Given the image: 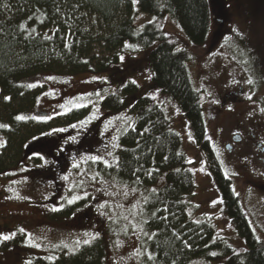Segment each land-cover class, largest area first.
I'll return each instance as SVG.
<instances>
[{
	"label": "rangeland",
	"instance_id": "obj_1",
	"mask_svg": "<svg viewBox=\"0 0 264 264\" xmlns=\"http://www.w3.org/2000/svg\"><path fill=\"white\" fill-rule=\"evenodd\" d=\"M208 1L209 27L202 45H192L169 17L163 26L177 49L188 57L190 80L201 94L208 139L233 183L234 195L239 197L253 232L264 243V191L254 192L243 182L245 178L264 184V164L252 162L259 149L234 144L236 155H230L225 146L239 127L244 131L255 126L264 147V114L252 95V48L264 46V0ZM77 17L73 27L94 40L109 29L96 15ZM152 21L150 15L137 12L133 25L141 31ZM150 50H135L126 44L118 62L106 71L45 72L19 80L36 95L34 105L22 116L41 133L26 143H35L32 148L25 146L31 154L20 155L14 165H7L0 173V245L8 241L5 232L19 231L24 238V246H12L7 252L13 258L10 264L45 256L54 262L70 255L57 256L56 251L73 253L96 240L102 242L104 264H154L146 248L151 235L143 224L148 191L121 184L111 174L121 149L119 137L133 120L130 110L142 98H150L163 109L171 129L181 139V150L196 186L188 199L189 216L196 222L211 223L216 237L234 250L245 249L244 240L224 212L220 192L187 120L151 83ZM92 55L113 58L99 44L92 47ZM128 83L137 87L132 95L120 92ZM232 93L237 100H229L235 99ZM111 95L126 101L123 111L114 114L102 107ZM2 118L6 123L7 116ZM2 137L0 146L4 148L7 145ZM163 182L162 178L150 190L156 191ZM70 207H74L72 211L67 209ZM64 211L69 217H52ZM192 264L225 263L215 259Z\"/></svg>",
	"mask_w": 264,
	"mask_h": 264
},
{
	"label": "trees",
	"instance_id": "obj_2",
	"mask_svg": "<svg viewBox=\"0 0 264 264\" xmlns=\"http://www.w3.org/2000/svg\"><path fill=\"white\" fill-rule=\"evenodd\" d=\"M137 12L153 18L141 31H136L133 25ZM88 13L109 26L95 40L72 24L73 19H79L77 16ZM167 17L192 45L205 42L210 19L208 0H0V137L4 136L7 145L0 146V173L7 165H14L16 158L27 154L26 143L41 133L22 116L34 105L36 95L19 84L21 78L45 72H102L118 62L126 44L135 50L151 48L148 56L151 83L183 113L220 192L224 212L245 243L244 250L236 251L216 237L211 223L196 222L189 216L188 199L196 186L181 150V139L171 129L163 109L150 98H142L130 110L133 120L119 137L121 149L111 174L121 184L148 191L143 224L151 235L146 248L154 264H192L215 259H223L225 264H264V243L253 232L239 197L234 195L233 183L208 139L201 94L190 80L186 53L177 49L164 30ZM96 44L113 58L98 59L92 55ZM260 74L258 70L257 76ZM136 89L135 84L128 83L120 92L132 95ZM261 106L264 108V103ZM102 107L115 114L126 108V101L119 95H111ZM5 115L7 122L3 123ZM162 178L165 179L162 186L151 191ZM67 211L52 217H69ZM5 234L8 241L0 245L3 256L0 264L13 263L7 252L12 246L24 245L19 231ZM215 251L217 255L213 254ZM102 252V242L96 240L73 253L63 249L56 251V255L70 254L64 258V264H104ZM51 263L45 256L29 264Z\"/></svg>",
	"mask_w": 264,
	"mask_h": 264
},
{
	"label": "flooded vegetation",
	"instance_id": "obj_3",
	"mask_svg": "<svg viewBox=\"0 0 264 264\" xmlns=\"http://www.w3.org/2000/svg\"><path fill=\"white\" fill-rule=\"evenodd\" d=\"M258 70L261 72V74L259 76H257L258 74ZM252 75L254 78H252V95L254 96V102L256 105H258L259 110L262 114H264V108H262L261 104L264 103V46L263 49L260 46H256L254 48H252ZM259 79V80H257ZM233 96L236 95V93H232ZM231 96V95H230ZM240 99V98H239ZM238 99V101H239ZM230 101H235L237 100L236 96L235 99H231L229 97ZM251 100V99H250ZM237 133L235 134H231L229 136L228 139V144H226V150L228 153H230V155H236V150L235 148H233L234 144H238L239 146L244 145L243 147H245V149H247L248 147H251L252 150L255 151L254 148H258L259 149V153L258 154H254V157L252 156V162H256L259 161L261 163L264 164V147L262 146V144L260 143V141L258 140V136H257V129L255 126H252V128H249L248 130H242L240 127L238 128L237 131H235ZM34 142L29 144L27 148H32L34 146ZM242 147V148H243ZM239 151V150H238ZM27 154H31L30 152H27ZM243 182L252 188V190L254 192H262L264 191V184H260L258 181H246V179L244 178ZM247 189V187H245ZM24 246V245H23ZM29 251V250H27ZM65 257L61 258L62 260H55L54 262L57 261V264H64L63 262ZM37 259H41V258H37ZM33 260V259H31ZM31 261H25L22 264H29ZM54 262H52L51 264H54Z\"/></svg>",
	"mask_w": 264,
	"mask_h": 264
}]
</instances>
